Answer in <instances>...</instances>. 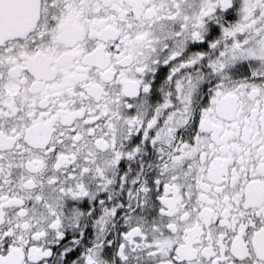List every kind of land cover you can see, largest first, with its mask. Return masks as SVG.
I'll return each mask as SVG.
<instances>
[{
	"label": "snow or ice",
	"instance_id": "6c2138e0",
	"mask_svg": "<svg viewBox=\"0 0 264 264\" xmlns=\"http://www.w3.org/2000/svg\"><path fill=\"white\" fill-rule=\"evenodd\" d=\"M0 264H264V0H0Z\"/></svg>",
	"mask_w": 264,
	"mask_h": 264
}]
</instances>
